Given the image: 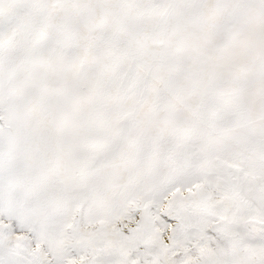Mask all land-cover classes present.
Returning <instances> with one entry per match:
<instances>
[{"label": "snow or ice", "instance_id": "6c2138e0", "mask_svg": "<svg viewBox=\"0 0 264 264\" xmlns=\"http://www.w3.org/2000/svg\"><path fill=\"white\" fill-rule=\"evenodd\" d=\"M0 264H264V0H0Z\"/></svg>", "mask_w": 264, "mask_h": 264}]
</instances>
